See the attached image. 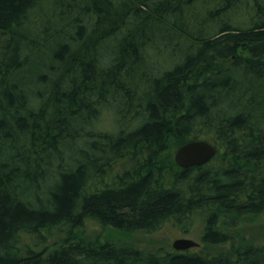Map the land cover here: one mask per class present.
<instances>
[{"label":"trees","instance_id":"16d2710c","mask_svg":"<svg viewBox=\"0 0 264 264\" xmlns=\"http://www.w3.org/2000/svg\"><path fill=\"white\" fill-rule=\"evenodd\" d=\"M263 57L264 0H0V264H264V245L209 256L74 234L20 248L23 233L87 219L154 231L205 206L202 241L235 247L237 219L264 211ZM113 108L138 126L93 128ZM173 136L218 152L180 167ZM165 155L169 180L155 172ZM127 157L130 178L93 186Z\"/></svg>","mask_w":264,"mask_h":264},{"label":"rangeland","instance_id":"374dc122","mask_svg":"<svg viewBox=\"0 0 264 264\" xmlns=\"http://www.w3.org/2000/svg\"><path fill=\"white\" fill-rule=\"evenodd\" d=\"M240 56L249 58L251 55L248 52H239ZM264 61V57L262 58ZM222 62H218L212 65L213 70L203 75H193L191 78L192 82L202 81L205 77L216 71ZM118 111L114 108L111 110L105 109L94 125L97 126L98 131H109L116 132L118 128H125L126 130L134 129L138 126L139 120H132L130 116L126 120L121 119V114L117 115ZM177 116V115H176ZM212 134V132H200V134ZM176 136V135H175ZM173 139L168 141L169 152L172 155V162H175L174 154L178 149V140ZM213 138V136L210 135ZM167 151V152H168ZM149 153L148 149L140 151L138 157L143 159L147 157ZM167 162H163V158H157V169L155 172L158 177L170 179V175L173 173L174 166L170 163V157L165 155ZM221 164V159L212 163L213 166ZM167 164V165H165ZM172 164V165H171ZM136 161H131L130 157L122 159L113 163V165L106 168V171L99 173L96 179V183L93 186L105 187L111 183L121 184L122 178L126 177L127 171H134L137 167ZM258 167L264 170V161H262ZM250 173L257 172L254 167L249 166ZM162 174V175H161ZM259 174V173H257ZM205 206L201 209L195 210L192 213L180 215L173 219L165 222L158 230L148 229H136L133 231H125L113 226L101 225L95 219H87L82 227H72L70 225H62L50 229H45L42 232L36 234L23 233L21 236L20 248L22 251L27 252L28 249L41 250L46 245H51L55 241H61L64 238H72L74 234L76 239L91 241L93 244L106 243L107 241L115 242L118 245H133L146 250L156 251L158 253H164L169 250L175 249L173 243L176 239L182 237L192 238L199 242V246H196L194 250L202 252L203 254L212 256L221 252H229L234 249H240L248 245H264V211L262 212H251L246 213L241 218L237 219L234 229L229 230L231 235L236 238L235 247L229 243H213L203 242L202 235L205 230L207 217L217 208ZM219 212L221 209L219 208ZM73 231V232H72Z\"/></svg>","mask_w":264,"mask_h":264},{"label":"water","instance_id":"95a60500","mask_svg":"<svg viewBox=\"0 0 264 264\" xmlns=\"http://www.w3.org/2000/svg\"><path fill=\"white\" fill-rule=\"evenodd\" d=\"M218 152V147L204 139L190 140L179 146L174 154L175 162L183 168L202 166L208 163ZM200 243L192 238L182 237L174 241L176 250H188Z\"/></svg>","mask_w":264,"mask_h":264}]
</instances>
